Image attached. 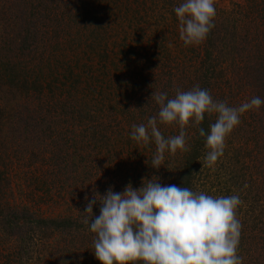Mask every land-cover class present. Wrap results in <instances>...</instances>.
I'll list each match as a JSON object with an SVG mask.
<instances>
[{"label": "trees", "instance_id": "trees-1", "mask_svg": "<svg viewBox=\"0 0 264 264\" xmlns=\"http://www.w3.org/2000/svg\"><path fill=\"white\" fill-rule=\"evenodd\" d=\"M34 1L12 0L13 6L0 10L8 15L5 36L0 38V99L4 98L3 93L7 98L19 93L39 103L38 113L42 115L34 120L31 132L38 139L41 135L50 138L42 141V146H49L52 153L39 161L49 164L43 174L65 176L67 160L79 159L71 164L75 169L79 165L84 169L80 172L81 184L91 199L94 193L103 195L109 184H113L114 192H122L129 183L138 189L142 180L155 177L162 184L197 192L203 191L200 184L208 183L211 188L217 180L222 184L221 196L236 192L230 184L225 185L226 179L209 177L211 168L204 161L208 149L196 127L185 128L190 151L166 152L158 169L151 165L154 143L143 147L129 134L133 124H146L148 117L157 114L152 92H166L174 97L177 90L187 91L199 85L214 100L226 102L225 94L229 93L241 102L253 87L264 91V59L256 61L257 56L263 57L258 54L264 50V0H245L232 12L215 7L214 27L202 43L189 46L180 39L173 12L180 4L178 0H55L53 9L45 13L43 4ZM143 16L156 24L153 31L157 35L148 39L153 43L152 50L142 45L143 38L138 39L146 38L150 32L133 22ZM40 17L49 20L43 29ZM7 39L12 44L8 48L10 54L5 48ZM39 47L43 53L37 55ZM76 50L84 56L82 60ZM249 69L254 76L257 74L254 81L247 78ZM17 105L21 113L20 103L9 106L3 99L0 101V264H100L93 253L95 234L83 223L87 214L81 213L85 206L80 215L50 216L15 196L11 179L20 161L14 162V155L9 156L7 148L17 140L8 136ZM247 112L249 116L242 114L240 123L247 122L260 139L255 145L257 150L236 149L228 157L231 162L225 161L231 165L228 177L240 187H246L244 177L250 166L252 172L256 169L262 174L260 181L264 182V158L259 157L264 152V105ZM215 119V114L206 115L199 127L207 131ZM56 124L57 130L52 128ZM158 128L166 137L179 133L176 124H158ZM53 133L59 135L62 144L51 137ZM252 172L249 171L250 177ZM48 185L39 188L48 191ZM16 186L20 193V186ZM261 193L253 203L261 207L252 218L257 232L246 237L241 230L237 254L242 264L264 261V189ZM237 195L241 200L248 199L241 193ZM249 206L251 202L248 208H253ZM247 211L251 212H244ZM92 214L93 218L99 215L98 204L93 205ZM52 240L53 246H49ZM252 243H260L257 255Z\"/></svg>", "mask_w": 264, "mask_h": 264}, {"label": "clouds", "instance_id": "clouds-1", "mask_svg": "<svg viewBox=\"0 0 264 264\" xmlns=\"http://www.w3.org/2000/svg\"><path fill=\"white\" fill-rule=\"evenodd\" d=\"M173 12L185 46L202 43L214 27V0H182ZM151 97L158 106L157 114L148 117L146 124H133L129 135L146 148L154 143L153 169L161 167L166 152L190 151L185 131L189 125L204 138L208 149L206 166L214 167L224 154L226 137L239 125L241 115L264 105V99L255 96L230 107L214 100L199 85L187 91L177 90L174 97L166 92H152ZM212 114L216 119L207 131L199 127L205 116ZM158 124H176L179 133L166 137ZM242 203L237 194L214 197L162 184L155 177L142 180L138 189L129 183L122 192L109 187L103 195L94 193L81 214H87L83 223L95 234L93 253L100 264H242L237 254L242 227L237 209ZM94 204L99 205L95 218Z\"/></svg>", "mask_w": 264, "mask_h": 264}, {"label": "rangeland", "instance_id": "rangeland-1", "mask_svg": "<svg viewBox=\"0 0 264 264\" xmlns=\"http://www.w3.org/2000/svg\"><path fill=\"white\" fill-rule=\"evenodd\" d=\"M86 1V0H84ZM140 1V0H139ZM180 3L182 0H178ZM12 0H0V10L5 8L7 5L13 6L11 3ZM11 3V4H8ZM36 3H42L41 6L42 11L48 10V12L53 9L55 6L56 1L55 0H42L39 1L35 0L34 4ZM245 3V0H214V5L217 9L220 10H226V11H234L236 8H238V5H242ZM92 3L88 1V7L91 6ZM94 5V3H93ZM147 5V4H146ZM149 5V3H148ZM80 6V4H78ZM47 7V8H46ZM8 15H4L0 12V38H3L6 33V23H7ZM132 21V20H131ZM137 21L139 25L142 26L144 30H146V33H149V35L145 38L144 36L141 38H138L139 40L143 38L142 45L149 46L152 50V42H150V38H153L155 35V31H153L156 27V24L152 19H149L148 17H141L140 20H133ZM49 22V20H46L44 17L39 18V25L40 29H43L45 23ZM136 24V23H135ZM159 28V27H158ZM6 29V30H5ZM84 31V29H83ZM76 34V32H75ZM74 34V35H75ZM167 35V33H165ZM157 35V33H156ZM155 35V36H156ZM12 34L8 33V37L11 38ZM77 38V35H75ZM248 39V37H247ZM4 50L10 54V50L8 48H11V43L9 39H7ZM9 43V44H8ZM43 47V46H42ZM71 53V50H69ZM37 55L43 53V49L39 47V49L36 51ZM77 55L81 56V60L84 56L81 55V53L78 54V50H76ZM264 50L260 51L258 55H262L263 57H258L257 60L264 59ZM251 60V59H250ZM252 61V60H251ZM250 61V62H251ZM252 64H255L252 62ZM248 70V76L249 81H254L253 79L256 78L257 74H253V70ZM254 82H252L253 84ZM256 85L261 86L259 81L255 82ZM259 89V88H257ZM255 87L250 91V93L243 97L241 102H247L248 99H251L252 97L259 96L260 98L264 99V91L263 88L261 92H259ZM17 96L13 98H7L3 93L4 98H1L7 103V105L11 106L13 103H20L21 105V113L19 112L18 105L15 107V110L13 109V125L12 130L9 131L8 136L12 137L13 139L16 138L14 142L15 145L9 146L7 148L8 155H14V162H19V164L16 167V170L14 172V177L12 180V185L14 188H16L15 196L18 199H22L26 203L28 202L31 204L32 207H35L38 209L39 213L43 215H57V214H70V213H76L77 215H80L82 212L83 207L86 205L87 201L90 200L87 196V193H84L83 186L81 184V178L83 175L80 172H83L84 169H82V166L79 165L77 169L73 167V164L71 162L80 161L79 159H76L73 161V159H68L66 164V170L67 173L65 176H60L59 178L56 176H49L47 174H43V170L48 166V163L39 162L42 161L43 157L46 155H51V151L49 150V146L43 147L42 145L44 142L47 141L50 138L46 137L45 135H41L40 139L37 138L35 134L31 132V129L33 128L34 122L37 120L36 117H40L42 115V112L38 113L39 111V103L36 100L27 99V97H23L24 95H21L19 93L16 94ZM225 100L227 104H230L231 107H235L234 105L236 103L241 104L239 101V97L230 95L229 93L225 94ZM2 97V96H1ZM6 97V98H5ZM14 99V100H13ZM35 99V98H34ZM36 106V107H35ZM27 107V108H26ZM12 113V114H13ZM261 113V112H258ZM48 114L44 113V116ZM63 117L64 114H60ZM247 117L249 116L248 112L245 114ZM72 115H64V117H70ZM75 116V115H74ZM73 116V117H74ZM250 119V118H249ZM35 120V121H34ZM52 128H55L56 130L59 129L58 124L52 125ZM46 125H42V128H45ZM17 130H13L16 129ZM41 131L39 130V133ZM49 132V131H48ZM15 134V135H14ZM57 140L59 144H62V141L58 134L53 133L51 137H54ZM260 142L259 138H256V134L254 131L251 130V127L247 122L245 124L239 123L238 126H236L232 132L226 137L225 140V149L227 150L224 152V156L218 158L217 162L215 163L214 167H210V178L211 179H219L222 181L223 179L225 182V185H231V190L234 191L236 189V192L233 194H240L247 196L248 199L242 200V206L239 210L237 209V219L241 222V230L243 233H245V236L247 237L248 234H252L253 232H257V228H254V221H252V218L261 211V207L257 206V203H254V199L256 196L261 195V191L264 189L262 188L263 183L260 181L262 179V174L259 175L258 170L255 169V172H252V168L250 166V169H247V175L244 177L246 187H240L238 182H235L234 180H230L228 177L229 171V165L225 161H230L229 156H232L236 149H240L241 152L247 151H253L257 150L255 148V145H258L257 143ZM15 149V150H14ZM53 150H56L53 148ZM10 152V153H9ZM63 152V151H62ZM81 152V151H80ZM82 153V152H81ZM16 155V157H15ZM259 157L264 158V152L261 151V154H259ZM227 158V159H226ZM250 159V158H249ZM252 159V158H251ZM254 159V158H253ZM255 160V159H254ZM47 162H50V160H46ZM256 161V160H255ZM231 162V161H230ZM259 162V159L257 160ZM255 162V163H257ZM14 165V164H13ZM237 165L235 164L234 167ZM35 167H39L40 169H35ZM42 167V168H41ZM227 167V168H226ZM51 169V167H50ZM105 169H103V172L105 173ZM249 171L254 173L252 177H250ZM108 173V172H107ZM113 172H110L112 174ZM107 175V174H106ZM51 177H54L53 180H50ZM66 177V179L64 178ZM218 177V178H217ZM240 179V178H239ZM254 180V181H253ZM46 181V182H45ZM36 183V184H35ZM51 183V184H50ZM20 186V193L18 192V187ZM43 184V185H42ZM49 184V185H48ZM47 186L48 191L43 190L44 187ZM201 189L203 192H205L208 195L212 196H221L220 186L222 185L221 182H217V180H214L213 183H211L212 187L208 188L210 185L207 183L204 185L200 184ZM39 186H42L43 188H39ZM109 187H113V184H109ZM262 188V189H261ZM87 198V199H86ZM251 202V208H248V203ZM259 205V204H258ZM250 210L251 212L247 211L246 213L244 211ZM254 210V211H253ZM243 215V216H242ZM243 217V218H242ZM54 240H52V243H49L48 245L53 246ZM251 246L255 249V254L257 255V251H259L260 243L257 244H251ZM7 263V262H5ZM264 261L261 262L263 264Z\"/></svg>", "mask_w": 264, "mask_h": 264}]
</instances>
